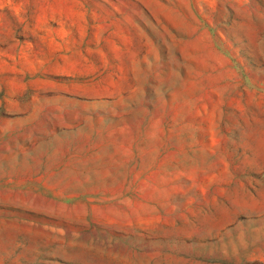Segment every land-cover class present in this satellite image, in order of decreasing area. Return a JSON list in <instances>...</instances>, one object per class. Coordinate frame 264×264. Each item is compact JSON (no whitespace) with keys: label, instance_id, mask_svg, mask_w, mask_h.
<instances>
[{"label":"rangeland","instance_id":"obj_1","mask_svg":"<svg viewBox=\"0 0 264 264\" xmlns=\"http://www.w3.org/2000/svg\"><path fill=\"white\" fill-rule=\"evenodd\" d=\"M0 264H264V0H0Z\"/></svg>","mask_w":264,"mask_h":264}]
</instances>
